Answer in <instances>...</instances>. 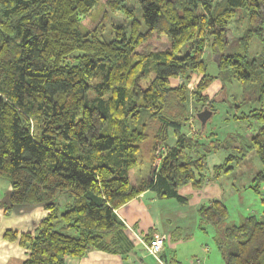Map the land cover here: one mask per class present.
I'll list each match as a JSON object with an SVG mask.
<instances>
[{
	"label": "trees",
	"instance_id": "1",
	"mask_svg": "<svg viewBox=\"0 0 264 264\" xmlns=\"http://www.w3.org/2000/svg\"><path fill=\"white\" fill-rule=\"evenodd\" d=\"M98 6L126 19L111 25L108 38L93 25ZM239 11L247 23L230 41L226 29ZM160 33L165 49L136 50ZM254 39L264 43V0H0V177L10 187L4 212L22 205L46 210L33 232L2 234L27 251L21 264H66L90 249L115 251L123 228L117 208L149 189L186 204L181 188L196 191L230 173L226 160L206 166L221 147L214 133L203 140L199 125L188 134L197 112H215L203 93L215 79L224 86L232 76L254 95L255 106L235 119L256 126L248 141L262 169L251 187L261 194L264 56L248 54ZM205 48L218 54L216 75L207 72ZM150 132L149 171L156 168L150 180L132 181L129 170ZM197 214L198 227L212 226L223 264H264V209L228 224L227 207L213 199Z\"/></svg>",
	"mask_w": 264,
	"mask_h": 264
},
{
	"label": "rangeland",
	"instance_id": "2",
	"mask_svg": "<svg viewBox=\"0 0 264 264\" xmlns=\"http://www.w3.org/2000/svg\"><path fill=\"white\" fill-rule=\"evenodd\" d=\"M103 11L104 7L98 6L94 10L92 18L94 20L93 25H100L101 33L104 38H106V35H108L111 30V25H125L126 19L121 13ZM240 15L243 18H240ZM136 16L140 17V11L137 9ZM246 23L247 15L245 12L239 11L238 14L228 23V28L226 29L225 34L227 39L231 41L234 37L240 36ZM238 26L240 28H237ZM167 46V36L160 33L154 35V37L149 40L148 45L139 46L136 50H159L165 49ZM186 49L187 44H184L181 48L180 54H182ZM260 52L264 56V43L254 39L249 44L248 54L250 56H257ZM203 59L206 64L207 72L212 75H216L218 72V54L211 52L209 48H205ZM196 80L197 76L195 75L187 85L189 93L193 91ZM262 80H264V75L262 76ZM223 82L224 86L220 80L215 79V81H213L208 88L203 91V93L207 95L208 99L214 100L212 108L215 109V112L212 113L211 117L205 123V130L200 137L204 140L206 135L214 133L212 138H216L221 142V147L216 151L210 152L207 156L206 166L209 168L213 164L221 163L226 160V163H228L227 165L232 167V171L226 174L222 173L218 179L211 180L208 183L213 182L212 184L220 190L219 195L221 196V200L224 202L228 211L225 223L239 224L244 216L255 215L258 217L260 212L264 209V202H261V199L264 198V178L260 185L262 193L257 194L251 186L255 183L253 177L262 169V165L255 150L249 146L250 143L248 141L250 134L255 130L256 126L254 125L252 128H248V124L245 119H235V116H239L241 112L255 106V104L252 105V103H254V95L253 93L249 94L247 90L243 91L240 82L232 76L226 78ZM253 82L252 91L256 90L257 83L255 80ZM235 105L237 107H234ZM226 111L229 112L227 119L225 118ZM189 112H194L192 104L189 105ZM191 121V129L188 130L189 135L194 134V132L196 133L200 125L199 121H195L194 119ZM168 132L169 137L167 145L171 146L174 142V137L171 129H169ZM149 135L150 136L141 143V148L138 153V163L129 170V176L132 181L143 178L141 177L138 179L137 177L138 173L141 171L140 169H146L150 166L149 161L151 155L149 149L152 144L151 132ZM223 145L225 148H223ZM227 157L231 158V160H227ZM157 161H159V158H157ZM149 173L150 171L148 169L146 176L149 175ZM7 184L8 181L5 178L0 177V192H2L3 187ZM43 210L45 211V216L46 210ZM38 223L36 224V227ZM207 227V232L205 234L200 231L199 235L203 237L201 243H196L190 240L189 244L187 243L182 247L181 252L186 253L194 250V254H196L195 257L198 256L199 258H202L203 255H198L197 253L200 251V246L203 245L202 247H207L208 249V256L206 258L207 264H223L220 253L212 239L213 228L210 225ZM190 256L191 255L187 256L185 261H182L183 264H187L186 259L188 260Z\"/></svg>",
	"mask_w": 264,
	"mask_h": 264
},
{
	"label": "crops",
	"instance_id": "3",
	"mask_svg": "<svg viewBox=\"0 0 264 264\" xmlns=\"http://www.w3.org/2000/svg\"><path fill=\"white\" fill-rule=\"evenodd\" d=\"M228 113L226 111V119ZM148 169L141 168L138 179L146 177ZM212 183L196 191L188 185L181 188L180 192L189 196L186 204H180L173 198H159L150 189L140 193L116 209L123 228L115 251L90 249L81 258L68 257L66 264H183L187 256L195 258L194 250L182 253L181 249L190 240L201 243L203 237L199 235L200 231L204 234L207 232L208 225L198 227L197 209L213 199H221L220 190ZM9 190L8 183L0 192V264H21L27 251L16 242L4 239L2 234L6 229L33 232L45 211L40 205H22L4 212ZM155 234L165 236L158 259L149 255L144 248L147 238ZM202 246L197 253L203 255L199 264H207L208 249ZM190 257L186 259L187 264L193 259Z\"/></svg>",
	"mask_w": 264,
	"mask_h": 264
},
{
	"label": "built area",
	"instance_id": "4",
	"mask_svg": "<svg viewBox=\"0 0 264 264\" xmlns=\"http://www.w3.org/2000/svg\"><path fill=\"white\" fill-rule=\"evenodd\" d=\"M165 236L163 234H155L153 235L148 242L144 243V248L146 252L158 259L159 254L164 246ZM201 259L198 257L193 258L190 261V264H199Z\"/></svg>",
	"mask_w": 264,
	"mask_h": 264
},
{
	"label": "water",
	"instance_id": "5",
	"mask_svg": "<svg viewBox=\"0 0 264 264\" xmlns=\"http://www.w3.org/2000/svg\"><path fill=\"white\" fill-rule=\"evenodd\" d=\"M212 115V111L207 109V108H204L202 109L201 111L197 112L196 113V118L198 119V121L200 122V125H201V128H204L205 126V123L207 122V120L211 117ZM156 166L153 165L150 169V173L149 175L147 176V180H150L152 178V174H153V171L155 170Z\"/></svg>",
	"mask_w": 264,
	"mask_h": 264
}]
</instances>
